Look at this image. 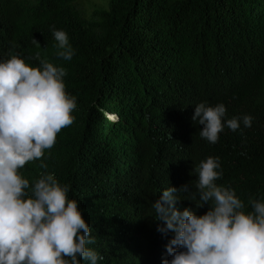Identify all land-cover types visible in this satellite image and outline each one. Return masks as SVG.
Returning a JSON list of instances; mask_svg holds the SVG:
<instances>
[{"label": "trees", "instance_id": "16d2710c", "mask_svg": "<svg viewBox=\"0 0 264 264\" xmlns=\"http://www.w3.org/2000/svg\"><path fill=\"white\" fill-rule=\"evenodd\" d=\"M84 1L0 0V55L39 68V52L64 68L77 105L54 147L19 171L29 192L48 173L69 186L97 264H152L165 234L151 205L196 181L201 161L219 158L216 183L235 191L246 214L250 199L264 202V0ZM53 29L67 33L71 60L57 56ZM228 96L242 101L251 127L241 117L244 129L223 130L215 144L194 137L191 104Z\"/></svg>", "mask_w": 264, "mask_h": 264}, {"label": "clouds", "instance_id": "9594fccd", "mask_svg": "<svg viewBox=\"0 0 264 264\" xmlns=\"http://www.w3.org/2000/svg\"><path fill=\"white\" fill-rule=\"evenodd\" d=\"M53 36L57 56L71 60L67 33L53 29ZM35 59L39 68L17 55L6 61L0 55V264H80L81 259L97 264L102 257L86 246L95 239L78 202L68 199L69 186L48 173L29 192V181L19 171L54 147L58 133L74 123L77 107L65 90L66 70L41 60L39 52ZM241 103L231 96L194 101L189 110L193 136L215 144L223 130L244 129L241 117L251 127L252 117L242 113ZM219 168L218 157L201 161L196 181L168 187L151 205L164 223L157 230L165 234L155 244L152 264H264V202L250 199L253 211L246 214L235 191L217 185ZM178 192L185 201L183 211L177 207L182 201Z\"/></svg>", "mask_w": 264, "mask_h": 264}, {"label": "rangeland", "instance_id": "374dc122", "mask_svg": "<svg viewBox=\"0 0 264 264\" xmlns=\"http://www.w3.org/2000/svg\"><path fill=\"white\" fill-rule=\"evenodd\" d=\"M107 0H96L97 3L99 4H105ZM85 5L88 7V8H92V5H91V0H85L84 1ZM113 116V115H112Z\"/></svg>", "mask_w": 264, "mask_h": 264}]
</instances>
